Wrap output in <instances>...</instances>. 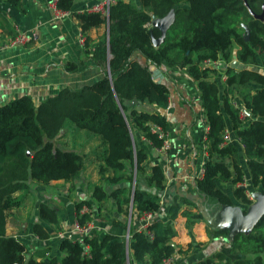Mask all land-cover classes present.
Wrapping results in <instances>:
<instances>
[{"label": "trees", "instance_id": "16d2710c", "mask_svg": "<svg viewBox=\"0 0 264 264\" xmlns=\"http://www.w3.org/2000/svg\"><path fill=\"white\" fill-rule=\"evenodd\" d=\"M6 1L21 8V0ZM247 2L259 13L264 0ZM73 3L74 0H57L56 6L71 11ZM171 9L175 19L162 42L155 46L153 38L159 37L160 31L147 24L153 15L163 17ZM74 15L83 33L106 25V34L91 58L107 66L110 53V78L104 68L94 82L78 88H60L37 104L30 96L22 95L0 105V264H158L176 250L170 243L176 232L160 218L148 226L152 239L131 227L128 239L95 228L89 235L75 239L60 237V254L47 256L49 247L29 251L21 240L7 235V216L22 205L29 180L42 184L53 180L73 182L88 159L96 164L100 178L111 186L110 191H105L95 184L91 192L94 201L111 199L119 215H127L132 200L131 220L142 211L154 215L164 211L169 220L175 219L181 204L190 201L175 196L171 204L162 207L158 191L165 188V173L159 164L147 165L151 150L147 140L154 146L162 143L151 127L157 125L165 131L167 125L161 111L167 107L169 88L152 77V68L162 65L185 67L196 81L208 125L207 159L201 177L196 179V190L207 201L230 205V196L215 181L230 180L236 185L244 178L245 168L250 175L249 185L260 186L264 195V20L255 19L243 0H115L109 5L108 16L86 11ZM239 18L249 29L247 41ZM0 27L11 32L1 13ZM218 57L226 61L236 58L243 65L241 69L226 66L227 78L222 84L212 78L213 69L200 65L205 58ZM64 69L73 72L77 65L69 62ZM234 98H239L251 113L247 123L239 118ZM225 117L243 144L245 167L238 163L234 144L221 146ZM66 121L100 136V143L91 153L82 155L59 146L57 135ZM135 131L142 134L146 148L138 144ZM140 178L143 184L138 186ZM232 194L244 205L243 213H247L251 200L245 188L235 186ZM84 205L92 209L86 199L74 204L79 225L91 220L88 213L81 212ZM37 215L39 220L61 230L54 206L39 202ZM112 224L126 228V222L119 219H113ZM32 231L40 240L52 236L40 221L33 223ZM227 233L226 228L214 231L215 235ZM230 249L244 257L232 260L214 253L212 258L194 264H215V258L221 264H264V213L248 232L239 231L232 236Z\"/></svg>", "mask_w": 264, "mask_h": 264}, {"label": "crops", "instance_id": "0c3cea01", "mask_svg": "<svg viewBox=\"0 0 264 264\" xmlns=\"http://www.w3.org/2000/svg\"><path fill=\"white\" fill-rule=\"evenodd\" d=\"M50 1L21 0L20 8L9 4L6 0H0L2 19L6 20L11 30L10 32L0 27V45L15 35L16 27L31 35L29 43L0 49V105L22 95L30 96L37 104L48 96L57 93L60 88H78L83 84L94 82L100 78L104 68H107L103 63H98L91 58L92 51L101 44L102 37L106 34V25L92 27L84 32V44L81 45L78 43V34L81 27L74 15L96 4L99 0H74L69 15L60 18L53 17V11L48 6ZM69 62L77 65L75 71L68 72L64 69V65ZM152 76L156 81H163L169 88L171 106L161 112L167 119L165 132L171 142V148L167 157H161L155 153L152 146L147 142L152 150H149L147 165L159 164L165 173V188L158 191L162 207L171 204L175 196L185 197L190 201L181 204L179 214L175 219L169 220L163 211L154 215L153 221L160 218L164 223L171 224L175 230L176 235L171 238L170 243L176 248L173 255L180 264H194L200 260L212 258L214 253H222L226 258L232 260L243 258L244 254L233 253L230 249L232 236L238 231L247 232L249 229L244 217L246 215L243 213L244 205L232 194L236 185L230 180L217 179L215 181L217 187L230 196L232 201L230 205L207 201L196 190V179L201 177L202 173L200 171L207 159L206 152L202 148L205 122H200V117L197 116L203 113L196 81L187 74L185 67L180 65L153 67ZM236 100L241 103L239 98H236ZM195 116L198 119H195ZM225 123L231 128L228 118ZM136 138L138 144L145 147L142 143L143 136ZM234 145L238 149L236 155L238 163L245 167L243 147L237 141ZM224 160L226 162L230 161L229 158ZM85 161V164L93 163L88 159ZM244 177L249 183L250 175L245 168ZM77 181L76 179L71 183ZM56 182L65 181L53 180L50 183ZM68 183L70 182H65V184ZM77 189L80 195L82 190L79 189V186H77ZM260 189V186L253 187L250 185L248 194L251 196L249 199L251 200L250 207L252 209L258 204V199L261 196ZM56 196L61 198L53 197L56 204L51 203V201H41L56 208L61 230L57 231L46 221L39 220L37 215V206L41 202L39 201L29 224L21 223V217L24 214L16 211V208L12 209L17 214L13 216L12 223L9 222L7 216L6 234L21 241L24 239L26 242H22L29 251L49 247L50 251L47 256L59 255L58 241L60 237L56 236L57 233L62 232L64 235L62 237L72 239L80 235L74 229L76 221L74 220V204L78 201L69 202L62 197V193H57ZM86 198L83 196L82 200ZM62 200L67 205L65 209L57 204ZM87 200L92 203L91 199ZM111 204L114 205V202L111 201ZM91 212L94 229L101 230L103 228L105 231L109 230L111 233L118 235H121L123 231L126 232V235H129L130 227L136 231L140 230L141 224L137 216L126 222L119 216L118 212H115L116 214L111 216L108 221L105 222L104 219V222L101 223L102 221L96 219L95 214L98 212H93L92 209ZM113 219L125 221L126 228L123 230L120 227L113 226ZM36 221H40L51 233L52 236L49 239L40 240L33 233L32 225ZM25 225L27 229H24L23 226ZM222 228H226L228 233L225 235L214 234V231ZM26 235H29L27 239ZM214 262L215 264H221V261L216 258ZM146 264H149V261Z\"/></svg>", "mask_w": 264, "mask_h": 264}, {"label": "rangeland", "instance_id": "374dc122", "mask_svg": "<svg viewBox=\"0 0 264 264\" xmlns=\"http://www.w3.org/2000/svg\"><path fill=\"white\" fill-rule=\"evenodd\" d=\"M240 19V18H239ZM239 23H241V27L244 28L245 23L239 20ZM195 58V55L194 57ZM200 117V122H206L205 117L203 114L197 115ZM195 116V119H198V117ZM225 120H227V117H225ZM136 133V131H135ZM136 137L141 136L142 134L137 131ZM57 139H60L58 141L59 146L61 148L75 150L79 154H87L90 151H92L96 146L100 143L101 138L99 135H96L89 130L86 129H80L76 128L70 121L65 122L64 130L60 131V133L57 135ZM78 181L75 183H68L65 184V182H56V183H49V184H42L40 182L29 180V190L25 196V199L22 203V206L19 208H16V211H20V213H23V217H21V223L24 222L25 224H29L34 216V211L36 209V205L39 201L45 200V201H51V203L56 204L53 199V197H57V193H62V197L69 201H79L82 200V197H87V199H91V207L92 211L96 213V219H99L102 221L101 223L108 221V219L111 218V216L115 215L117 212L115 204H111V199L104 200L101 203H97L93 200L91 196L92 187L95 184H100L105 191H110L111 186L108 184L105 179L100 178V176L97 173V170L95 168V164H88L86 163L83 167V169L80 172ZM138 186L143 184V179L140 178L138 180ZM77 186H79V189L82 190L80 195L78 194ZM82 195V196H81ZM60 198V197H57ZM61 199V198H60ZM59 206L62 209H65V201H60ZM65 211V210H64ZM17 214L13 212L12 210L8 214V220L10 223H12L13 216ZM122 219H124L126 222L128 221V214L127 215H119ZM74 218V217H73ZM76 220V218H74ZM75 224V223H74ZM103 225V224H102ZM24 229H27V226H23ZM23 229V228H21ZM101 231H105L103 228ZM126 232H122L121 237L126 239ZM29 237V235H26V239ZM22 241L26 242L24 239Z\"/></svg>", "mask_w": 264, "mask_h": 264}, {"label": "built area", "instance_id": "2783aa9c", "mask_svg": "<svg viewBox=\"0 0 264 264\" xmlns=\"http://www.w3.org/2000/svg\"><path fill=\"white\" fill-rule=\"evenodd\" d=\"M56 1L57 0H51L50 3L48 4L49 8L52 9L53 11V17L54 18H60L63 16L69 15V11L61 10L56 6ZM115 0H99L96 4L84 9L83 11H86L88 13H100L104 16H108V8L111 3H113ZM82 11V12H83ZM148 27H151V22L147 24ZM31 41V35L26 33L25 31L19 29L18 27L15 28V35L10 37L9 39L5 40L1 45L0 49H6L8 47H13L19 44H25L29 43ZM78 43L83 45L84 44V36L83 32L80 29V32L78 34ZM236 59L233 58L230 61H226L221 57L218 58H205L201 61L200 65L203 67H208L213 69L212 73V78L214 80H217L219 84H222L226 81L227 75L225 72V67L226 66H231V62ZM239 62V61H238ZM240 63V62H239ZM243 66V65H242ZM232 67V66H231ZM235 68V67H234ZM153 77V76H152ZM154 79V78H153ZM155 80V79H154ZM233 105L238 108V113H239V118L244 121L245 123L248 122L249 117L251 116V113L246 110V108L243 107L241 103H239L236 98L233 100ZM171 102L168 99L167 107L166 109L170 108ZM152 132H156L158 134V137L162 139V143L159 146H154L152 145L150 140H147V142L152 146L153 150L155 153L161 157H167L170 148H171V142L168 138L167 133L157 125H152L151 127ZM208 131V125L205 122L204 129H203V150L206 152V145H205V134ZM235 141L241 144L243 147V144L241 143L240 139L234 135L232 128H229L227 125L225 126L223 133H222V142L221 146L223 145H229V144H234ZM207 156V153H206ZM201 173L203 172V169L200 171ZM236 186L238 187H243L245 188V191L247 192V195L249 198L251 196L248 194L250 185L245 179V177L236 183ZM82 213H88L91 217V220L86 221L83 225H79L77 221H75L74 224V229L79 235H89L92 230L94 229V224L92 222V212L91 209H89L86 205H84L81 208ZM137 219L139 220L141 227L139 231H143L148 235L150 239L153 238V233L151 230L148 228L149 224L153 221L154 219V213L151 211H142L137 215ZM57 237H62L64 236L62 232L57 233ZM129 236V235H128ZM128 236H126V239H128ZM158 264H180L177 260V258L174 255L167 256L161 260L160 263Z\"/></svg>", "mask_w": 264, "mask_h": 264}, {"label": "water", "instance_id": "95a60500", "mask_svg": "<svg viewBox=\"0 0 264 264\" xmlns=\"http://www.w3.org/2000/svg\"><path fill=\"white\" fill-rule=\"evenodd\" d=\"M243 4L245 5V7L248 9V11L250 12L251 15H253V17L255 19H259V20H264V2L262 3L261 6V11L259 13H255L249 6L247 0H243ZM175 19V15H174V9H171L166 15H164L163 17H157L155 15L152 16L151 19V25L154 27H157L160 31V35L157 38H153V43L155 46L159 45L162 40L164 39L167 30L169 29V27L171 26V24L173 23ZM245 29V40L247 41L249 38V29L247 28V26H244ZM151 31V30H150ZM106 39L108 41V32L106 35ZM111 58L110 53H108V61H107V74L108 77L110 78V69H109V60ZM231 66L237 69H241L242 68V64L238 62L237 59H234L231 62ZM135 102V100H134ZM27 154H29V152L27 151ZM136 184V167L134 164V169H133V181H132V188L134 189ZM131 212H132V200L130 202V206H129V214H128V220H130L131 218ZM264 213V195L261 194V196L258 199V204L256 207H254L253 209L251 208L247 213H245L246 216L245 220L247 221L248 225H249V229L248 231L251 229L252 225L257 221V219L260 217V215H262ZM247 231V232H248ZM239 232V231H238ZM243 232V231H242ZM128 236V234H127Z\"/></svg>", "mask_w": 264, "mask_h": 264}, {"label": "flooded vegetation", "instance_id": "af4514ba", "mask_svg": "<svg viewBox=\"0 0 264 264\" xmlns=\"http://www.w3.org/2000/svg\"><path fill=\"white\" fill-rule=\"evenodd\" d=\"M262 6V5H261Z\"/></svg>", "mask_w": 264, "mask_h": 264}]
</instances>
